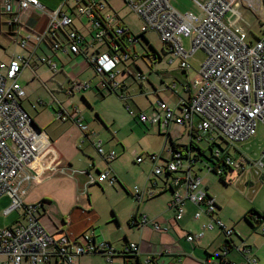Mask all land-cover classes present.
<instances>
[{"label":"built area","instance_id":"2783aa9c","mask_svg":"<svg viewBox=\"0 0 264 264\" xmlns=\"http://www.w3.org/2000/svg\"><path fill=\"white\" fill-rule=\"evenodd\" d=\"M192 1L201 15L183 14L172 5L171 0H126L127 6L141 21L139 33H157L169 46L173 57L179 60L181 69H189L190 59L198 52L205 54L199 70L188 83L189 100L181 101L177 108L159 102L153 114L140 113L139 121L157 125L166 136L173 124H188L194 129L192 144L173 150L172 158L164 165H158L160 156L148 155L155 164L153 175H172L174 196L169 208L177 221L182 219L188 201L200 208L195 214L196 219L202 214L211 218L202 232L187 235L188 242L200 241L205 231L216 228L223 231L229 240L234 231L215 217L217 201L204 189L202 176L194 172L197 163L203 162L204 158L194 152L206 140L209 145V155H205L206 169L219 176L224 175L226 169L241 170L248 165L258 174L264 172V148L257 160H250L244 155L235 159L229 152L232 148L237 149L239 143L254 138L260 125L264 127V24L261 35L254 41H248L246 28L239 24L242 18L240 0ZM242 1L252 11L256 10V2L260 7V0ZM73 2L74 5H71L70 0H65L61 7L53 11L38 0H0L1 10L10 17L9 25L15 28L13 34L21 49L29 50L30 55H37L50 39L53 51L85 56L102 77L101 85L116 93L128 113L133 115L126 85L116 81V78L121 74L119 64L133 55L128 45L139 43V36L131 35L124 25L113 23L114 16L105 0ZM32 14L47 18L46 32L38 33L27 26V18ZM76 18L89 23L93 31L89 41L74 28ZM25 29L28 30L27 35L22 36L21 32ZM126 36H129L128 42L125 41ZM186 39H191L189 49L184 45ZM103 46L109 51H101ZM94 48L97 51L88 57L87 54ZM39 59L52 71L60 70L48 57L40 56ZM28 66L30 57L23 54H14L8 62L0 61V197L6 196L10 200L4 215L14 212L24 220L16 227L0 229V264H22L24 261L29 264H75L80 256L87 254H102L112 263L118 256H137L140 251L135 243H129L118 251L110 243L96 242L89 234L81 235V239H72L64 232L55 236L42 224V202H26L31 189L57 162L50 138L44 131L36 130L32 117L22 106L26 90L19 83V77ZM137 77L141 82L146 80L142 75ZM89 88L90 84L73 78L67 94L71 96ZM119 89L121 92L117 93ZM58 107V120H71L82 133H91L78 108L69 113L62 103L58 102ZM195 119L199 121L196 129ZM93 146L106 162L117 158L115 152H105L102 140L93 142ZM143 161L144 156L136 160L138 164ZM90 179L92 183L96 182L91 176ZM105 181L113 185L117 178L109 172L100 173L97 183ZM145 195L151 196L152 192L135 187L134 196L138 202ZM257 219L261 221L264 218L258 216ZM148 223L150 220L146 215L134 222L141 227ZM154 228L162 230L155 223ZM262 234L264 236V229ZM170 250L167 247L164 252ZM228 251L227 246L218 264H237L227 259ZM239 251L244 256L250 252L246 245H242ZM143 264L155 263L148 260ZM242 264H259V261L253 256H246Z\"/></svg>","mask_w":264,"mask_h":264},{"label":"crops","instance_id":"0c3cea01","mask_svg":"<svg viewBox=\"0 0 264 264\" xmlns=\"http://www.w3.org/2000/svg\"><path fill=\"white\" fill-rule=\"evenodd\" d=\"M105 1L110 12H112L114 16L113 23L115 25H124L129 29L131 35L139 36V43L128 45L133 55L118 66V69L121 71L120 75L128 76L126 79L123 78L120 81L118 80V82L126 85V92L131 96L130 104L132 105L134 114L130 115L128 113L133 119V121H130V124H132V122H138L140 124L139 114H153L159 107V102H165L169 107L177 108L181 101L189 100L190 94L187 86L189 81L196 75L203 62L195 58L201 52H198L190 59L191 67L189 69H181L179 60L173 57L169 46L163 42L161 38L163 50L160 53L146 38L148 33L141 35L139 32H133V29L121 18V16L117 12H114L107 0ZM174 7L176 8V6ZM197 15H201V11L197 13ZM77 20L80 21V27L76 24ZM139 22V26L141 27L140 19ZM47 23L46 17L37 14H32L27 18V26L38 33L46 32ZM74 28L79 30L88 41L91 39L93 31L85 19L76 18ZM10 31L14 33L15 28L10 27ZM27 32L28 30H23L21 32L22 36H26ZM125 38V41L128 42L129 36ZM143 39L146 41L148 48L143 49V52H139L136 46L140 45ZM60 40H63L62 36ZM14 41L16 42L15 39ZM184 45L189 49L191 46V39L184 40ZM16 47L21 50V52H15L12 56L17 53L30 57V66L26 67L19 77V83L26 90V97L22 101V106L30 114L34 123L48 135L52 147L57 154L55 166L49 169L43 176L42 181L31 189L26 198V202L28 204L42 202L43 207L41 208L40 216L42 224L48 232L55 236H59L64 232L72 239H81V235L89 234L93 235L95 241L98 243H112L110 238L103 241L100 240L99 237H101L104 228L108 229L110 226H113L116 230L121 229L123 221L118 216L115 208H113L114 211H112L109 220L103 218L95 202V197L91 188L95 185H102L110 189L122 190L127 196H132L137 201L134 196L135 188L129 190L124 186L120 176L115 172V169H117L120 164L116 166L115 164L126 153L136 155V160L139 156H144L143 163L146 160L151 162L147 157L151 154H148V152L144 150L134 149L135 143L131 139L133 132L129 135H123V127L117 124L115 120L108 121L106 118L108 112L103 109L100 111L94 110L96 111L95 118L93 117L90 122H87L84 115H82L91 132L89 134L82 133L71 120H67L66 122L58 120L57 110L59 108L58 102L60 101H57V99L60 96L68 98L67 102L62 101L60 103L64 105L69 113L74 112V108L72 109V104L69 101H71L76 94L82 95L83 92L85 93H83L84 97L81 100L83 105H87L88 107H97L98 103L103 102L106 98L112 95L117 96L109 87H103L101 85L103 81L102 77L96 73L95 68L89 64L85 56L65 55L61 52L53 51L51 49L50 39H47L46 45H43L39 49L37 55H30L29 50L20 49L17 42ZM100 50L104 52L109 51L104 46L101 47ZM96 51L97 48L90 50L87 56L91 57ZM12 56L8 59L1 58L2 60L0 61L8 62ZM40 56H46L51 59L59 66L60 70L56 72L52 71L47 64L40 61ZM173 64L176 66L172 67L171 65ZM27 70L33 73L30 81L26 80L25 77ZM138 75H142L146 80L142 82L139 81ZM155 77L164 84H159ZM73 78L79 82L90 84V88L81 93L69 96L67 91L72 85ZM132 78L139 86V95L145 99L146 105L141 103L138 104L135 100L136 95L131 93V85L134 84L131 80ZM35 82H39L41 88L48 93V96L51 95V103L48 98L49 103L45 102L46 99L43 101L42 97L36 95V90L31 91L30 84H34ZM119 92H121V89L117 90V93ZM87 94L94 98V100L92 101L87 98ZM121 102L125 108V104L123 101ZM54 103H56V106H54ZM44 110H48V113L51 115V119L46 122L41 120ZM148 110L150 111L149 113L147 112ZM198 123V119H195V129ZM144 125H150L153 128L156 127L159 136L165 138L164 144L166 142L169 144L167 146L166 158L164 155L160 156L161 160L158 162L159 166L164 165L166 161L172 158V151L174 149L186 148L192 144L194 129L188 124H173L168 136L162 134L159 127L155 124L148 122ZM106 132L109 135L111 134V137L104 142V140L99 137L102 134H107ZM145 139L146 138L143 137L140 141ZM97 140H102L106 153L115 152L117 158L111 162H106L100 157L101 161L104 163V170H97V175L94 177L92 176V170L99 167H97V161L89 156L88 151H90L91 148L96 151L93 142ZM208 146L207 141L203 140L199 144L198 150L200 149V152L207 155ZM200 152L198 153L196 150L194 154L200 155ZM229 152L235 159L244 155L250 160H257L261 155L260 153L257 158H252L240 147H237V149L232 148ZM203 157L205 156H201V158ZM151 164L155 167L153 162H151ZM236 171L239 172L236 179L243 178L245 184L253 188L252 192L255 194V197L250 200V205L242 209L241 212L229 214L223 210L219 201L210 190H208L209 188L204 181L206 179L205 175L203 177V175H200L199 171H195L194 168V172L198 173L203 178L204 189L217 201L218 207L215 217L222 220L227 227L234 231L229 240L223 231L216 228L212 231H205L204 237L200 241L188 242L186 239L187 235L202 232L203 226L206 225L211 218L207 214H202L199 219H196L195 214L200 208L188 201L185 204L182 219L177 221L174 212L169 208V203L174 196L171 183L172 175H166L164 177H156L153 175L161 181H155L151 177L143 188L138 187L139 189L152 192V195H145L140 202L137 201L138 205L136 209H133L130 216L125 219L128 233L123 236V239L119 240L121 249L128 243H135L138 245L139 254L137 256L127 257L118 256L113 259L112 263L108 262L107 258L102 254H87L80 256L75 264H81L82 258L92 255H97L105 259L109 264H114L117 258L120 259V264H143L148 260L155 264H218L220 256L227 246L229 251L226 257L230 262L242 264L245 262L246 256H253L259 261V264H264V236L262 234V230L264 229V203L260 199V195H262L264 191V172L258 174L250 165ZM106 172H109L112 176L117 178V181L113 185L108 181L101 184L97 183L99 174ZM90 176L94 178L96 182L92 183ZM220 177L225 182L228 180L231 182L235 179V175H222ZM165 196H167L166 203L163 207L159 208L156 203ZM3 199H5L8 205L3 209L2 214L9 220L6 224L0 223V229L13 228L23 223V218L17 213L13 212L9 215H4V211L8 208L10 201L6 196L0 197V201ZM142 215H146L150 220V223L143 227L134 224V219L140 220V216ZM257 215L262 216L263 220L260 221L257 219ZM104 223H106V225H104ZM154 223L162 227V230H155ZM242 245H246L250 251L246 256L239 251ZM167 247L171 249L170 252H164V249ZM1 259L4 260L3 258ZM94 259L95 258L88 257L87 260L92 262ZM22 264H29V262L24 261Z\"/></svg>","mask_w":264,"mask_h":264},{"label":"rangeland","instance_id":"374dc122","mask_svg":"<svg viewBox=\"0 0 264 264\" xmlns=\"http://www.w3.org/2000/svg\"><path fill=\"white\" fill-rule=\"evenodd\" d=\"M38 1L46 8L55 11L59 7H61V4H63L65 0ZM107 2L110 4L114 12H117L121 16V18L133 29V32L138 33L140 31L139 18L127 6L126 0H107ZM240 2V12L242 18L241 20H239V24L246 27L248 31V41H254L259 37L264 24V0H260V7L257 6L258 2H256V10L254 11L247 8L245 1L240 0ZM171 3L173 6H176L179 12L183 14L200 13L199 8L192 0H171ZM70 4L74 5L73 0H70ZM9 19L10 17L5 15V13L1 10L0 4V60H2L3 58L8 59L15 52H21V50L16 47V42L14 41L15 35H13V33H11L10 31ZM76 24L78 27L81 26L79 20L76 21ZM146 38L158 52H162L163 43L159 35L155 33H148L146 35ZM147 46L148 45L146 44V41L143 39L141 44L137 45L136 47L139 52H143V49L148 48ZM195 58L198 61H204L205 54L201 52ZM171 66L175 67L176 65L173 64ZM32 74L33 73L30 70H27V72L25 73L26 80L30 81ZM127 77V75H118L117 81H120L123 78L126 79ZM155 78L158 80L159 84H162L157 77ZM131 80L134 82V84L131 85V93L136 95V102L138 104L141 103L146 105L145 99L139 95V86L135 83L133 78ZM40 88L41 85L39 84V82L30 84L31 91L36 90V95L42 97L43 101L46 99L45 102L49 103L50 100L51 103V95L48 96V93H46L43 88ZM83 93L82 95L76 94V96L69 102L72 104V109L77 107L79 111L82 112V115H84L87 122H90L93 117L95 118L96 111L94 110L100 111L101 109H103L108 112V115L106 116L108 121L115 120L117 124L123 127V135H129L133 132L131 139L135 143L134 149L144 150L145 152H148V154H155L158 156L164 155V157L166 158L167 146L169 144L167 142L165 143L166 145L164 144L165 138L159 136L156 127L153 128L150 125L146 126L143 123L139 124L138 122H132V124H130V121H133V119L129 116L128 112L125 110L122 102L117 96L112 95L106 98L105 100H103V102H99L97 107H88L87 105L84 106L81 100L84 97ZM87 98L92 101L94 100V98H92L89 94H87ZM57 101L67 102L68 98H65V96H60L58 97ZM54 106H56V103H54ZM147 112L149 113L150 111L148 110ZM50 119L51 115L48 113V110H44L42 112L41 120L46 122ZM110 137L111 134L109 135L107 133L102 134L99 138H101L105 142V140H109ZM143 137H145L146 139L140 141ZM238 147L245 151V153L250 157L257 158L261 153L262 148L264 147V127L260 125L257 131V135L246 142L239 143ZM88 152L89 156L97 161V167L100 168L92 170V176L96 177L97 170H104V163L101 161L100 156L93 148H91V150ZM203 158V162H199L195 166V171H199L200 175H203V177L205 175L206 179L204 181L206 186H208L209 188L208 190H210V192L216 197V199L223 207V210H225V212L229 214H237L238 212H241L242 209L249 206L250 200L255 197V194H253L252 192L253 188L247 186L243 178L236 179L239 175V172L236 170L226 169L224 175H235V179H233L231 182L230 180H228L227 182H223L219 175L215 173H209L207 171L205 166L206 159L205 157ZM135 160L136 155L126 153L115 164V166L117 164H120L119 167L115 169V172L120 176L124 186L127 189L133 190L135 187L143 188L146 182L151 177L155 181H161L153 176L154 166L151 164V162L146 160L142 164H137ZM92 187L93 188L91 189L95 197V202L99 207L103 218H107V220H109V218H111L112 211H114L113 208H115L118 216L123 221V226L121 229L116 230L113 226H110L108 229L104 228L101 233V237H99V239L103 241L107 238H110V240L112 241V243L110 244L115 249L120 251L121 245L119 244V240L123 239V236L128 233V227L126 225L125 219L130 216L133 209H136L138 205L137 201L132 196H127L122 190L110 189L109 187L102 185H95ZM260 196V199L264 203V191ZM166 198L167 196L158 200L156 204L159 208L165 205ZM7 205L8 203L5 201V199L0 201V223L2 224H6L9 220L2 214L3 209ZM104 225H106V223H104ZM88 257H92L95 259L91 262L87 260ZM88 257L82 258L81 264H109L105 259L97 255ZM114 264H120V259L117 258V261H115Z\"/></svg>","mask_w":264,"mask_h":264},{"label":"trees","instance_id":"16d2710c","mask_svg":"<svg viewBox=\"0 0 264 264\" xmlns=\"http://www.w3.org/2000/svg\"><path fill=\"white\" fill-rule=\"evenodd\" d=\"M174 150H175V149H174ZM197 151H198V153L200 152V150H197ZM200 155H201V156H205L203 152H200ZM221 180H222L223 182H225L223 179H221ZM258 216H260V215H258ZM260 217H262V216H260ZM262 218H263V217H262ZM135 220H136V219H134V222H135ZM128 244H129V243H128Z\"/></svg>","mask_w":264,"mask_h":264},{"label":"water","instance_id":"95a60500","mask_svg":"<svg viewBox=\"0 0 264 264\" xmlns=\"http://www.w3.org/2000/svg\"><path fill=\"white\" fill-rule=\"evenodd\" d=\"M34 122V121H33ZM34 126L36 128V130L40 131L41 129L34 123Z\"/></svg>","mask_w":264,"mask_h":264}]
</instances>
